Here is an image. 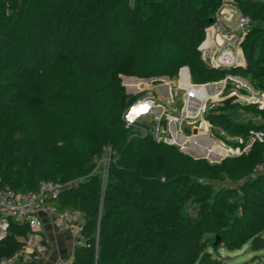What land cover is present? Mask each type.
I'll use <instances>...</instances> for the list:
<instances>
[{"label": "trees", "instance_id": "1", "mask_svg": "<svg viewBox=\"0 0 264 264\" xmlns=\"http://www.w3.org/2000/svg\"><path fill=\"white\" fill-rule=\"evenodd\" d=\"M131 1L37 0L25 28L1 26L0 188L35 191L40 180L62 185L49 202L84 215L70 264H224L208 248L250 243L264 250V139L251 142L254 132H264V1L233 0L250 20L240 44L245 64L218 68L205 64L199 46L221 0ZM58 57L72 58L78 74L45 102L49 113L63 114L60 132L41 115L32 127L18 101V83H32ZM184 67L193 85L225 80L228 96L226 77L238 76L262 96L261 105H242L257 120L231 117L238 102L204 113L231 140L215 130L214 136L240 154L219 163L193 159L142 135L144 124L123 120L143 93H124L121 76L173 80ZM106 147L112 159L102 178L91 161ZM187 203L197 205L193 219ZM24 233L10 223L0 261L20 248Z\"/></svg>", "mask_w": 264, "mask_h": 264}, {"label": "rangeland", "instance_id": "2", "mask_svg": "<svg viewBox=\"0 0 264 264\" xmlns=\"http://www.w3.org/2000/svg\"><path fill=\"white\" fill-rule=\"evenodd\" d=\"M36 1L37 0H0V28L3 25L18 29L25 28L31 17V13H29L31 5ZM229 8H237L236 3L233 0H221L213 15L214 18L220 15L224 9ZM240 15L242 14L240 13ZM204 62L208 65V58L207 61ZM77 78L78 74L75 68V61L72 58L58 57L48 68L38 74L32 83L26 84L18 81L19 105L22 106L23 110L26 112L28 122L32 127L35 126L36 116L41 115L50 121L51 126H53L57 132L61 131L63 114L59 111L49 113L45 102L51 96L53 93L52 91L57 85L72 86L77 81ZM239 78L238 76H229L226 78L233 88V91L228 96L222 95V90L226 83L225 80L209 85L205 84L208 86H199L191 84L186 76H184L185 81L179 82L178 74L177 78L169 80V82L164 80L151 81L148 85H143L139 90L128 91L127 88L128 86L130 88V83L124 79L123 85L122 78H120L124 93H143L140 100L137 101L138 103L135 109L131 111L129 109L123 113V120L128 125L134 121L144 124L148 132L143 130L141 134L144 135L147 133L157 141L161 140L166 143L171 142L179 149L184 148L186 151H190L189 144H191L192 153H208L211 158L214 159L222 157L228 154L227 152H230L231 148L214 136V130L218 131L219 134L223 135L227 140H231L225 133L217 128L214 129L207 121V132L205 133H202L204 132L203 129L198 132V130H196L198 129L197 127L190 129L189 135H186L184 129L188 123H193L197 120L201 121L200 125L204 123V113L209 109L210 103L232 95L237 96V99L232 102L238 103L232 105L229 109L230 116L238 118L240 121H246L249 118L250 120H257V118L245 113L242 105L247 103H260L261 105L262 96L246 86ZM130 79H132V81H138L137 79ZM168 83L172 89L171 96L170 98H163L158 91H167L169 86ZM131 84L133 85L134 83ZM241 90L246 93H240ZM141 99L143 102H140ZM146 101H151L152 104L148 106ZM68 103L71 105L72 100L69 99ZM128 113L131 120L135 119L133 122L127 118ZM164 120L167 121V124L168 121H170V128L167 127L165 131L162 130ZM247 149L246 147L244 151ZM211 158H208L209 162L219 163L221 161H211ZM111 159L112 151L110 148L106 147L101 157L92 159V172L102 177L106 163H109ZM216 185L224 184L216 183ZM197 210V205L192 203L186 204L185 213L189 218H195ZM210 237V235H207L204 237V240L208 241ZM79 241L81 242L80 239ZM208 252L213 257L221 258L224 264H264V250L253 251L250 248V243H246L238 250L227 251L225 248H220L218 252H215L211 248H208Z\"/></svg>", "mask_w": 264, "mask_h": 264}, {"label": "built area", "instance_id": "3", "mask_svg": "<svg viewBox=\"0 0 264 264\" xmlns=\"http://www.w3.org/2000/svg\"><path fill=\"white\" fill-rule=\"evenodd\" d=\"M133 1V0H132ZM131 1V2H132ZM222 15L214 18L211 26L206 29L205 39L199 49L207 45L208 34L215 40L213 52L208 56V66L212 68L243 66L244 60L240 48L250 20L239 15L232 27L224 28ZM232 18L228 16V19ZM229 77V76H227ZM226 77V78H227ZM264 132L253 133L251 142H262ZM231 148L226 155L240 154L239 148ZM102 178L106 177V167ZM62 185L50 180H40L35 191L15 192L9 188H0V241L4 240L14 222L25 227V233L19 238L20 248L11 256L3 258L0 264H19L35 261L41 262L48 253L47 241L43 235V216L53 218L59 233L77 232L84 221V215L79 209H59L49 202L55 199ZM71 259L59 258L56 264H70Z\"/></svg>", "mask_w": 264, "mask_h": 264}, {"label": "crops", "instance_id": "4", "mask_svg": "<svg viewBox=\"0 0 264 264\" xmlns=\"http://www.w3.org/2000/svg\"><path fill=\"white\" fill-rule=\"evenodd\" d=\"M221 15L223 17L222 19H223V23H224V28L227 31L228 27H232L234 25L235 20L240 15V11L238 8L224 9V11H222ZM228 16H231L232 18L228 19ZM207 43L208 44L205 45L203 47V49H201V58L203 61H207L208 56L213 52V46H214L215 40L213 38H211L210 34H208ZM181 69H183V68H181ZM186 75L189 77L188 69H187V71L185 69L182 70L180 72V75H179V82L185 81L184 76H186ZM126 81H128V83H130V88H129V86L127 88L128 91H136V90L141 89L143 85L149 84L148 81H142V80L132 81V79H130V78H126ZM189 81H190V79H189ZM167 82H169L168 79H167ZM131 83H134V84L132 85ZM208 85H205V86H208ZM201 86H203V85H201ZM171 91H172V89H171V86L169 84L167 91H162V92L158 91V92L160 93L161 96H163V98H170ZM140 102H143V100H141ZM146 103L148 104V106H150L152 104L151 101H146ZM167 127L170 128V121H168ZM202 129L204 130V132H207L206 131V129H207V122L206 121L204 123H202L200 125V127H198V129H196V130L199 131ZM227 153H229V152H227ZM42 230H43V235L47 241L48 253H47L46 258L43 259L41 262H39V264H56L57 260L59 258L71 259L72 252H73L74 248L80 242L79 241V239H80L79 234L77 232L59 233L56 229V225H55L53 218H51L48 215L43 216V228H42Z\"/></svg>", "mask_w": 264, "mask_h": 264}, {"label": "water", "instance_id": "5", "mask_svg": "<svg viewBox=\"0 0 264 264\" xmlns=\"http://www.w3.org/2000/svg\"><path fill=\"white\" fill-rule=\"evenodd\" d=\"M184 68H186V67H184ZM181 70H182V69H180V71H179V75H180ZM121 78H122V84H123V80L126 79V78H133V79H137V80L148 81L149 83H150L151 81H152V82H154V81H160V80L167 81V77H159V78H156V79H154V78H151V79H138V78H135V77L121 76ZM239 79H240L241 81H243V83H244L246 86L250 87L247 81H245V80L242 79V78H239ZM209 84H212V83H209ZM123 85H124V84H123ZM199 86H201V85H199ZM250 89H252V88L250 87ZM126 90H127V89H126ZM236 99H237V96H236V95H232V96H229V97L224 98V99H222V100H219V101H216V102H211V103H210V106L215 105V104H221V105L229 104L230 102L235 101ZM141 100H142V99H141ZM137 103H138V102H135V103L130 107V111L133 110V109H135V107L137 106ZM130 111H129V113H130ZM129 113H128V115H127V118H128V119H130V118H129ZM130 120H131V119H130ZM134 120H135V119L131 120V122H133ZM200 122H201L200 120H197V121H195V122H193V123H188V124L186 125V129L190 130V129L197 128V127H199ZM167 125H168V124H167V121L164 120L163 125H162V130H163V131L167 130ZM216 133L219 134L218 131H216ZM190 136H192V135H190ZM190 136H189V137H190ZM169 144H173V143L169 142ZM191 146H192V145L189 144V147H190L189 150H190V151H186L184 148H180V151H181L182 153H184V154H187L189 157H191V158H193V159H205V160H208V158H207L203 153H201V152H199L198 154H196V153H192V151H191ZM225 157H226V154H225L224 156H222V157H217V158H215V159H212L211 161H216V162H218V161L224 159ZM217 241H218V238H216V240H215V242H214L213 244L215 245V244L217 243Z\"/></svg>", "mask_w": 264, "mask_h": 264}]
</instances>
